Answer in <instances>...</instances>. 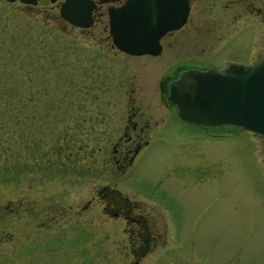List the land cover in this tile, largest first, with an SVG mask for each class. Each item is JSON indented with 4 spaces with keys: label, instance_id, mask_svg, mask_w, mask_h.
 <instances>
[{
    "label": "rangeland",
    "instance_id": "obj_1",
    "mask_svg": "<svg viewBox=\"0 0 264 264\" xmlns=\"http://www.w3.org/2000/svg\"><path fill=\"white\" fill-rule=\"evenodd\" d=\"M56 16L57 2L0 1L3 50L26 36L39 59L25 67L28 88L9 96L27 103L10 117L28 122L7 143L22 161L0 176V264H122L123 222L96 201L104 185L165 223L167 248L139 264H264V136L234 125L206 134L158 97L175 65H203L234 47L200 51L197 35L177 31L160 53L130 55L112 46L104 14L85 28ZM4 62L0 72L16 68ZM131 104L158 125L119 172L107 157ZM29 116L39 117L38 132Z\"/></svg>",
    "mask_w": 264,
    "mask_h": 264
},
{
    "label": "water",
    "instance_id": "obj_2",
    "mask_svg": "<svg viewBox=\"0 0 264 264\" xmlns=\"http://www.w3.org/2000/svg\"><path fill=\"white\" fill-rule=\"evenodd\" d=\"M92 7V0H62L58 16L71 26L85 28L92 22ZM186 12V0H125L108 6L111 42L130 55L158 54L159 37L178 28ZM166 99L183 121L234 125L264 136V55L250 62L224 60L218 66L181 69L168 82Z\"/></svg>",
    "mask_w": 264,
    "mask_h": 264
},
{
    "label": "flooded vegetation",
    "instance_id": "obj_3",
    "mask_svg": "<svg viewBox=\"0 0 264 264\" xmlns=\"http://www.w3.org/2000/svg\"><path fill=\"white\" fill-rule=\"evenodd\" d=\"M61 1L53 0L50 2H57L58 9ZM124 1L92 0V22L97 16L105 15L110 42L107 7L119 6ZM186 4L187 12L184 22L178 28L167 30L159 37V53L164 42L169 44V37L177 31L184 35L190 32L194 33V36L197 35L200 43H202L200 51H222L229 46H233L234 49L230 50L228 56H223L203 65L194 63L175 65L172 71L173 74L165 76L158 84L159 100L165 106L173 109L174 106L166 99L168 82L176 77L181 69L218 66L224 60L249 62L264 55V0H186ZM101 8H104L103 11H101ZM112 46L116 50L125 53L113 44ZM238 55L243 57L240 60L233 58ZM128 108L129 111L125 115V123L122 126L121 134L113 141L109 156L107 154V161L111 162L119 172H122L132 162L137 152L148 142L147 136L152 134L158 125L157 119L152 118L150 113L139 111L138 107L133 106V104L129 105ZM173 116L179 119L175 114V110ZM150 120L152 121L150 122ZM193 125L197 127L198 131L204 130V133L212 136L221 134L207 133L206 129L216 126ZM96 193L99 197L96 201L100 202V209L106 212L108 216L119 218L123 222L122 232L126 234L123 244L126 250L123 253L122 264H139L147 254L162 248L164 245L166 246V239L163 235L166 232L164 230L165 223L156 224L155 217L153 218L155 213L153 208L147 207L145 209L141 201L129 199L120 191L108 185L97 188ZM90 201L91 199L87 201L88 204ZM152 211H154L153 214Z\"/></svg>",
    "mask_w": 264,
    "mask_h": 264
},
{
    "label": "trees",
    "instance_id": "obj_4",
    "mask_svg": "<svg viewBox=\"0 0 264 264\" xmlns=\"http://www.w3.org/2000/svg\"><path fill=\"white\" fill-rule=\"evenodd\" d=\"M56 18H59L58 15L56 16ZM31 40V38L26 36L20 37L16 45H14L16 48H14L13 51L11 49H8L5 52L3 48L6 46V44L4 46V41L0 39V62L5 64L4 61H8L9 59H11L14 63H16L15 69L12 68L11 71L6 72L2 70L0 72V78L5 77L7 78V80L10 81H8L7 83L0 84V176L12 175V172H10L11 170H9V167L11 165L13 167L15 166L14 160H16V162L22 161L21 156H17L15 157V159L11 160V157L8 155V153L10 154V150H8L7 143L8 137L12 133H15L16 138H18V136L20 137L21 131H23L26 122H28L27 118L24 117H18L14 115H12L13 117H10V113H17L18 111H14V109H16L15 107L18 108L24 106L25 108L27 103L24 100H22L21 102H11L9 101V96L12 97V94H22L23 89L28 88L23 84V80H28L29 74V71L25 69V67L26 65L31 63L38 64V54L36 52H33V49L31 47ZM29 51L31 53H28ZM3 73L6 74V76H2L1 74ZM30 119L35 124L32 123V126L29 125V128L32 127L36 130V132H38L37 130L40 129L42 126L39 121V117L29 116V120ZM43 120L44 118L42 119V121ZM10 121H12V123H10Z\"/></svg>",
    "mask_w": 264,
    "mask_h": 264
}]
</instances>
